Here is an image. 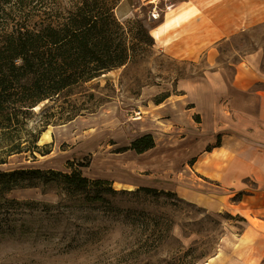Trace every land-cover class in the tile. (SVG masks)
I'll return each mask as SVG.
<instances>
[{"label":"rangeland","instance_id":"374dc122","mask_svg":"<svg viewBox=\"0 0 264 264\" xmlns=\"http://www.w3.org/2000/svg\"><path fill=\"white\" fill-rule=\"evenodd\" d=\"M57 2L72 5L74 0H46L49 7ZM155 2L159 16L153 19L140 0H116L113 13L125 31L135 35L139 21V34L145 29L153 44H139L125 65L31 108L27 128H44L37 142L41 151L10 155L0 170L76 169L90 180L109 181L114 190L148 187L171 194L124 195L113 203L121 213L93 211L76 234L77 247L66 254L53 255V244L41 238L0 240V264H164L179 245L194 246L193 255H204L195 264H264V255L246 253L255 234L235 213L241 194L228 192L226 204L217 211L184 195L182 168L206 142L198 116L186 123L185 118L181 122L176 115L163 114L155 123L145 112L157 98L178 94L172 91L180 79L198 78L251 55L264 71V0ZM147 132L153 134L151 150H119ZM180 172L184 187L178 186ZM9 196L58 200L52 192L32 188L16 189ZM66 226L67 233L76 231ZM158 239L161 243L149 249Z\"/></svg>","mask_w":264,"mask_h":264},{"label":"trees","instance_id":"16d2710c","mask_svg":"<svg viewBox=\"0 0 264 264\" xmlns=\"http://www.w3.org/2000/svg\"><path fill=\"white\" fill-rule=\"evenodd\" d=\"M115 5L116 0H74L72 5L57 2L52 7L46 0H0V164L13 154L41 151L37 142L44 128H27L26 114L31 108L125 65L139 44H153L145 29L141 32L145 38L139 34V21L135 35L125 31L114 16ZM154 145L152 135L144 134L119 150L142 154ZM31 188L41 189L43 194L52 192L58 200L48 203L9 196L16 189ZM139 193L171 194L148 187L114 190L109 181L90 180L76 169L68 173L0 170V240L41 238L38 241L53 244V255L66 254L77 247L76 234L90 213L119 212L113 203L124 195ZM66 224L76 231L67 233ZM161 241L154 246L151 242L149 249ZM179 247L164 264H195L204 257L193 255L194 246Z\"/></svg>","mask_w":264,"mask_h":264},{"label":"crops","instance_id":"0c3cea01","mask_svg":"<svg viewBox=\"0 0 264 264\" xmlns=\"http://www.w3.org/2000/svg\"><path fill=\"white\" fill-rule=\"evenodd\" d=\"M258 62L251 55L198 78L180 79L172 91L178 94L145 107L155 123L163 114L176 115L181 122L185 118L186 123L194 115L201 120L206 142L182 168L184 195L217 211L226 204L228 192L241 194L235 213L255 234L246 251L255 257L264 255V71ZM180 177L181 172L177 179L183 186Z\"/></svg>","mask_w":264,"mask_h":264},{"label":"built area","instance_id":"2783aa9c","mask_svg":"<svg viewBox=\"0 0 264 264\" xmlns=\"http://www.w3.org/2000/svg\"><path fill=\"white\" fill-rule=\"evenodd\" d=\"M155 1L156 0H140L141 4L144 7L149 8L148 12L153 19H156L159 16L158 13L156 12V2Z\"/></svg>","mask_w":264,"mask_h":264},{"label":"bare ground","instance_id":"6f19581e","mask_svg":"<svg viewBox=\"0 0 264 264\" xmlns=\"http://www.w3.org/2000/svg\"><path fill=\"white\" fill-rule=\"evenodd\" d=\"M36 108V107H35ZM44 134V137H48V133L47 132H45V133H43ZM41 142V140H39L38 141V143H40ZM128 189H130V187L128 188Z\"/></svg>","mask_w":264,"mask_h":264}]
</instances>
